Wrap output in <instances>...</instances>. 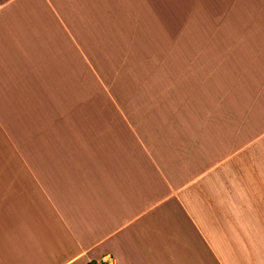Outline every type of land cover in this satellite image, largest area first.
Wrapping results in <instances>:
<instances>
[{
  "label": "crops",
  "instance_id": "crops-1",
  "mask_svg": "<svg viewBox=\"0 0 264 264\" xmlns=\"http://www.w3.org/2000/svg\"><path fill=\"white\" fill-rule=\"evenodd\" d=\"M150 25L172 47L124 103L203 73L189 103L248 126L129 124L102 57ZM0 264H264V0H0Z\"/></svg>",
  "mask_w": 264,
  "mask_h": 264
},
{
  "label": "rangeland",
  "instance_id": "rangeland-1",
  "mask_svg": "<svg viewBox=\"0 0 264 264\" xmlns=\"http://www.w3.org/2000/svg\"><path fill=\"white\" fill-rule=\"evenodd\" d=\"M199 11V10H198ZM221 10L219 8L208 9L207 13H210L212 16L220 15ZM206 13V12H205ZM206 13V14H207ZM200 14V13H198ZM250 28H253V25H250ZM256 29V28H255ZM255 30L250 31V37L245 40L242 44H239V47H253L256 44V38L253 36ZM166 36H160L156 31V25L149 26V38L143 40L134 41L133 50L130 55L123 57H102L101 68L102 72H105L106 77H110L111 81L116 85L114 89L116 91L117 97L122 101L118 105V111L127 112L131 114L132 120H129V124L133 127L138 128H172L173 126L179 127H189V126H208V127H223V126H248L249 121L242 119H234L229 117L231 112L235 111V104H220L213 103L204 105L203 103H189V95L193 88L184 87V83H187L189 79H194L198 81L203 77V73H195L194 76H189L188 72H183L181 77V86L173 87L170 84L169 89H158V86L155 85L153 95H141L132 101L129 104L124 103V100L128 97H131L133 94L134 88H128L125 86V79H136L137 74H141V70L145 69L144 67H149L153 64H156L158 59L161 57V53L166 50L168 47H172V41L167 37L169 33L165 34ZM259 44L260 41L257 40ZM183 56H181L182 58ZM246 58V57H245ZM177 63L183 64V59L176 61ZM174 62L171 59L166 62V64H173ZM229 65L237 63L236 56H230L227 60ZM117 67V72H113L114 67ZM231 67V66H229ZM115 74V75H114ZM193 74V73H191ZM115 76V77H114ZM222 77H225V80H231L236 77V71H224L223 73H213V81L219 82ZM207 107V108H206ZM213 107L214 119L210 121L196 120L190 121L187 119H180L173 121L171 119L172 113H179L182 116L187 115L188 112H196L199 110H206ZM145 112L157 113L165 112L168 115L165 119H160L156 115H150L148 118L138 119L135 117H142V114ZM201 112V111H199ZM236 113V112H234ZM224 115L227 119H221L220 116ZM170 117V118H168ZM158 118V119H157ZM218 118V119H215ZM196 124V125H195Z\"/></svg>",
  "mask_w": 264,
  "mask_h": 264
}]
</instances>
